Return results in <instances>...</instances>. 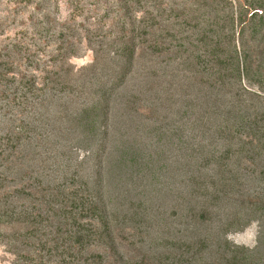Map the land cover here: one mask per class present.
Returning a JSON list of instances; mask_svg holds the SVG:
<instances>
[{
    "label": "rangeland",
    "instance_id": "1",
    "mask_svg": "<svg viewBox=\"0 0 264 264\" xmlns=\"http://www.w3.org/2000/svg\"><path fill=\"white\" fill-rule=\"evenodd\" d=\"M153 1L142 0V7L132 3L134 10L142 8L133 16L148 17L145 8L156 13ZM229 1L238 14V0ZM155 2L195 7L194 0ZM120 3L0 0V52H17L19 66L39 82L45 70L58 69L51 56L57 54L59 34L70 33L69 26L78 33V53L67 65L77 70L94 61L96 51L87 35H94L100 54L96 72L78 80L74 92L47 105L52 121L42 131L51 136L36 148L33 165H44L60 181L77 173L91 188L100 182L123 264H239L238 258L243 264H264V151L251 159L236 153L237 145L216 138L215 126L224 116H203L198 108L186 107L180 86L174 83L169 89L170 75L160 71L158 58L145 55L132 66L122 97L110 104L106 133L80 141L85 135L71 128L75 112L97 100L100 86L110 84L120 69L115 58L119 47L113 42L122 35ZM153 71L161 76L147 79ZM132 96H137L136 103L128 106ZM92 251L106 253L104 247ZM15 261L0 244V264Z\"/></svg>",
    "mask_w": 264,
    "mask_h": 264
},
{
    "label": "trees",
    "instance_id": "2",
    "mask_svg": "<svg viewBox=\"0 0 264 264\" xmlns=\"http://www.w3.org/2000/svg\"><path fill=\"white\" fill-rule=\"evenodd\" d=\"M120 1L122 35L113 40L119 47L115 58L120 69L110 84L100 86L97 100L72 116L71 128L85 135L80 141L107 132L111 102L122 97L132 66L147 55L158 58L160 71L170 75L169 89L174 83L180 86L186 107L198 108L203 116H224L215 126L216 138L237 145L236 153H247L251 159L261 154L264 0H238V14L229 0H221V5L218 0H194L195 7L182 9L175 2L166 6L152 0L156 13L145 8L148 17L133 16L142 8L134 10L132 3L142 7V0ZM68 30L59 34L57 54L51 56L58 69L45 70L41 82L19 66L15 51L0 52V244L16 256L13 264H123L100 182L91 188L77 173L60 181L44 165H33L39 155L36 148L51 136L42 131L52 121L47 105L54 97L74 92L75 83L96 72L101 63L95 37L87 35L96 51L94 61L77 70L67 65V59L78 53V33L70 26ZM158 72L146 78L155 80L161 76ZM136 100L137 96L129 98L128 106ZM2 227L12 230L7 233ZM93 247H104L106 253L94 252ZM237 261L243 264L242 259Z\"/></svg>",
    "mask_w": 264,
    "mask_h": 264
}]
</instances>
